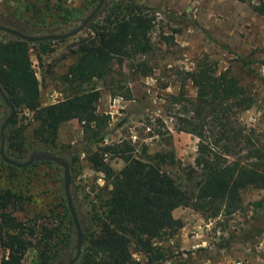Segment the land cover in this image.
Wrapping results in <instances>:
<instances>
[{
  "label": "trees",
  "instance_id": "obj_1",
  "mask_svg": "<svg viewBox=\"0 0 264 264\" xmlns=\"http://www.w3.org/2000/svg\"><path fill=\"white\" fill-rule=\"evenodd\" d=\"M66 2L25 0L22 7L5 5L0 8V26L27 36H51L50 31L60 29L55 25L60 19L65 24L75 19ZM253 9L264 17V2ZM149 11L138 0H116L105 10L102 24L85 20L89 30L79 41V57L63 76L64 98L49 105L42 104L32 53L36 49V58L43 63L56 51L57 42L31 43L0 30V87L17 112L9 123L5 154L21 163L33 158L28 167L19 168L1 156V165L22 173L53 164L60 127L77 120L91 170L110 179L105 186L95 180L88 190L72 178V202L84 234L75 264H162L170 253L165 242L184 228L175 210L190 208L206 220L216 219L241 210L246 191L264 190V138L240 120L254 106V96L233 69L219 71L205 60L185 77L196 96L187 97L184 83L173 97L179 107L174 114L176 131L199 139L194 164L183 166L172 151L150 154L146 146L138 154L130 140L105 144L110 116L99 112L102 89L114 98L131 100L130 85L153 74L150 64L139 60L153 51L156 18ZM20 112L33 115L36 126L31 140L26 137L28 128L16 127ZM115 158L125 164L119 171L110 163ZM79 161L80 152L72 156L70 167ZM64 182L56 204L22 219L18 214L28 212L24 193L0 190V250L4 252L0 264H24L32 249L41 264H69L75 258L77 230ZM254 205L264 207L262 201Z\"/></svg>",
  "mask_w": 264,
  "mask_h": 264
},
{
  "label": "rangeland",
  "instance_id": "obj_2",
  "mask_svg": "<svg viewBox=\"0 0 264 264\" xmlns=\"http://www.w3.org/2000/svg\"><path fill=\"white\" fill-rule=\"evenodd\" d=\"M100 1L67 0L66 8L75 12V19L66 24L60 19L55 23L57 27L60 25V29L50 31L49 35L60 36L77 30L85 24ZM115 1L105 0L102 8L108 10ZM138 1L145 4L156 18L151 36L153 51L139 57V60L150 64L153 74L130 85L131 100L114 103L115 98L110 91L102 89L99 112L110 116L105 144L130 140L136 145L138 154L146 146L150 154L172 151L183 166L194 164L199 139L176 131L174 114L179 107L174 105L173 97L180 93L184 83L187 97L193 99L196 96V89L191 82L185 81V77L203 60L219 71L231 68L243 79V84L254 96L255 104L240 115V120L264 138V17L253 9L264 0ZM5 5L22 7L25 0H0V8ZM105 10L99 11L89 23L102 24L107 14ZM53 20L48 17V22ZM87 26L75 36L55 40L56 51L44 57L43 63L38 62L36 49L33 50L32 60L41 83L43 105L54 104L64 98L66 85L63 76L79 57L78 44L82 37L87 36ZM32 36L40 37L37 33ZM9 116L10 109L0 98V150L3 145L4 151L10 124L1 134ZM32 117L31 113L20 112L16 125L28 128L26 137L29 140L36 126ZM97 147L94 146L95 149ZM84 148L82 125L73 120L60 127L53 157L70 164L72 156L80 152L79 163L74 168L70 167L73 180L88 190L95 180L100 186H105L110 179L91 170ZM25 161L29 162L28 159ZM52 162L19 173L5 169L0 155V190L21 192L26 198L28 212L26 215L19 213L20 219L43 212L50 203L56 204L59 186L64 180V167ZM110 163L116 171L125 165L118 158ZM169 170L173 172L174 166ZM243 201L242 209L235 214L210 220L190 208L175 210L174 216L183 221L184 228L176 238L165 242L170 253L162 264H264V207L259 209L254 205L257 201L264 203V190L246 191ZM3 256L4 252L0 250V261ZM24 264H41L38 253L30 250Z\"/></svg>",
  "mask_w": 264,
  "mask_h": 264
},
{
  "label": "water",
  "instance_id": "obj_3",
  "mask_svg": "<svg viewBox=\"0 0 264 264\" xmlns=\"http://www.w3.org/2000/svg\"><path fill=\"white\" fill-rule=\"evenodd\" d=\"M105 0H101L99 5L97 6V8L95 9V11L91 14V16L86 20V23L89 22L95 14H97V12L101 9L102 4L104 3ZM85 23V24H86ZM85 24L81 27H79L77 30H74L68 34L65 35H60V36H27L24 34H21L15 30H12L10 28L7 27H3L0 26V30L6 33H10L13 34L25 41L28 42H39L42 40H62V39H67L69 37L75 36L76 34L80 33L83 28L85 27ZM0 95L2 96L3 100L5 101L7 107L10 109V116L7 118V120L5 121L3 127H2V135L6 129V127L9 125L10 121L16 116V108L15 106L11 103L10 99L5 95L3 89L0 87ZM4 143V137L2 138V144ZM0 155L2 156L3 160L10 165L19 167V168H24V167H28L32 161L33 158L29 161V162H25V163H21V162H17L15 160H12L10 158L7 157V155L5 154L4 151V147L2 145L1 150H0ZM53 161L57 162L60 166L64 167V188H65V194L67 197V201H68V205L69 208L71 210L72 216H73V220H74V224L77 230V245H76V249H77V254L75 256L74 259H72L69 264H75V262L79 259L82 248H83V244H84V234L82 232L81 226H80V222L78 219V216L76 214L73 202H72V196H71V184H72V176H71V172H70V165L67 161L61 160L58 157H53L52 158Z\"/></svg>",
  "mask_w": 264,
  "mask_h": 264
},
{
  "label": "built area",
  "instance_id": "obj_4",
  "mask_svg": "<svg viewBox=\"0 0 264 264\" xmlns=\"http://www.w3.org/2000/svg\"><path fill=\"white\" fill-rule=\"evenodd\" d=\"M116 99V98H115ZM123 101L124 99H122V98H119V99H116V100H114V103H116L117 101ZM238 264H241V263H238Z\"/></svg>",
  "mask_w": 264,
  "mask_h": 264
},
{
  "label": "crops",
  "instance_id": "obj_5",
  "mask_svg": "<svg viewBox=\"0 0 264 264\" xmlns=\"http://www.w3.org/2000/svg\"><path fill=\"white\" fill-rule=\"evenodd\" d=\"M114 100H116V99H114ZM117 103V102H116ZM49 105V104H48Z\"/></svg>",
  "mask_w": 264,
  "mask_h": 264
}]
</instances>
